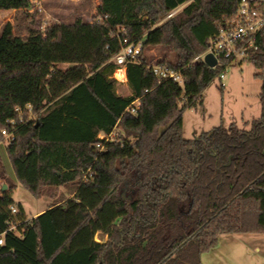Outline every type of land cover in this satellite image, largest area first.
I'll return each instance as SVG.
<instances>
[{"label": "trees", "instance_id": "1", "mask_svg": "<svg viewBox=\"0 0 264 264\" xmlns=\"http://www.w3.org/2000/svg\"><path fill=\"white\" fill-rule=\"evenodd\" d=\"M31 4L0 0V9ZM238 13L239 0H100L91 21L41 24L26 35L4 24L0 143L34 197L75 193L28 218L2 189L10 181L0 150V264H202L222 234L264 232V30L250 56L263 78L261 115L249 127L184 135L185 111L203 105L231 65L198 56ZM126 38L143 44L141 63L127 64L130 95L113 76ZM152 48L162 54L157 63L183 73L182 84L147 68ZM66 63L72 68H58ZM101 131L117 136L100 139Z\"/></svg>", "mask_w": 264, "mask_h": 264}, {"label": "rangeland", "instance_id": "2", "mask_svg": "<svg viewBox=\"0 0 264 264\" xmlns=\"http://www.w3.org/2000/svg\"><path fill=\"white\" fill-rule=\"evenodd\" d=\"M99 3L100 0H41V10L37 7L31 10L0 9V31L7 22L14 25L15 33L26 35L29 28H39L41 24L40 28L45 30L46 26L53 22L69 23L80 17L91 21ZM148 53L153 55L150 62H157L162 56L157 48L150 49ZM6 64L15 68L14 66L19 63ZM58 68L67 71L72 65L59 64ZM260 71L250 60L234 62L222 69L221 73L224 77L218 76L206 88L204 104L185 111V137L194 138L220 124L229 126L231 123H236L239 126L249 127V124H245V120L250 119L248 122H251L261 115L260 92L263 78L256 75ZM118 90L123 94L130 92L125 83H120ZM116 136L117 131L114 138ZM0 150L10 181L8 184L7 180H2L1 184L7 185L5 191H12L14 200L23 206L28 218L51 204L72 197H69V194L75 189L65 187H60L57 191L53 188L49 189L39 199L34 197L15 178L4 143H0ZM12 185L15 187L13 188ZM53 191L54 196H52ZM201 260L202 264H264V232L222 234L217 246L203 253Z\"/></svg>", "mask_w": 264, "mask_h": 264}, {"label": "built area", "instance_id": "3", "mask_svg": "<svg viewBox=\"0 0 264 264\" xmlns=\"http://www.w3.org/2000/svg\"><path fill=\"white\" fill-rule=\"evenodd\" d=\"M35 7L40 10L42 9L41 0H32L29 10ZM169 16H172V14ZM263 30L264 0H239V13L237 17L227 22L219 30L218 34L211 39L206 51L199 55L198 59L205 61V56L207 54H213L217 59V64L215 66H218L224 60H229L231 64L250 60L251 54L258 49L257 40ZM142 50V42L133 43L126 38L122 43L121 50L114 56V60L118 64L113 74L114 78L119 81L125 80L127 77V64L132 62L141 63L138 56L141 54ZM146 66L160 81L168 79L181 84L184 82V76L180 70L169 68L157 62H149ZM223 77L224 74L221 73L220 78ZM140 105V98H137L131 106V111L136 112ZM16 110L21 111L19 107H17ZM12 122L14 123V121ZM2 133L8 141L15 138V134L8 129H3ZM99 137L107 141L114 139L113 134L107 135L104 131L99 133ZM97 146L102 147V143H98ZM12 211L16 213L17 208L12 206ZM3 243L4 238L1 236L0 244Z\"/></svg>", "mask_w": 264, "mask_h": 264}, {"label": "crops", "instance_id": "4", "mask_svg": "<svg viewBox=\"0 0 264 264\" xmlns=\"http://www.w3.org/2000/svg\"><path fill=\"white\" fill-rule=\"evenodd\" d=\"M66 64H67V63H66ZM118 82H119V84H120V83H125V84L128 85V83H127V77H126L125 80H121V81L118 80ZM128 87H129V86H128ZM129 89H130V87H129ZM130 94H131V90H130V92H129L128 94H125V95H130ZM245 121H250V119L245 120ZM5 147H6V145H5ZM74 193H75V190H74L72 193L69 194V197H70V196H73ZM56 204H58V203L51 204V205H49L46 209H41L40 211L36 212L34 215L30 216L29 218H31V217H35V216L41 214L42 212H44L45 210H47L48 208H50V207H52L53 205H56Z\"/></svg>", "mask_w": 264, "mask_h": 264}, {"label": "water", "instance_id": "5", "mask_svg": "<svg viewBox=\"0 0 264 264\" xmlns=\"http://www.w3.org/2000/svg\"><path fill=\"white\" fill-rule=\"evenodd\" d=\"M205 62L210 65L211 67H214L217 64V59L214 57L213 54H207L205 56ZM7 188V185H3V190Z\"/></svg>", "mask_w": 264, "mask_h": 264}]
</instances>
